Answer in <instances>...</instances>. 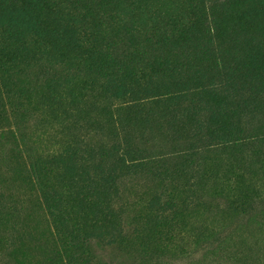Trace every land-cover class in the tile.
<instances>
[{
    "label": "rangeland",
    "instance_id": "rangeland-1",
    "mask_svg": "<svg viewBox=\"0 0 264 264\" xmlns=\"http://www.w3.org/2000/svg\"><path fill=\"white\" fill-rule=\"evenodd\" d=\"M226 1L212 34L207 0H0V264H264V0Z\"/></svg>",
    "mask_w": 264,
    "mask_h": 264
},
{
    "label": "trees",
    "instance_id": "trees-1",
    "mask_svg": "<svg viewBox=\"0 0 264 264\" xmlns=\"http://www.w3.org/2000/svg\"><path fill=\"white\" fill-rule=\"evenodd\" d=\"M207 2H208L207 13L203 15L201 14L200 19L202 16H205L207 18L210 17V20L207 21L208 22L207 28L209 27L210 33L213 34L214 32L213 21L214 19L217 18V14L221 13L220 12L221 10H225L224 8L228 5V1L219 3V4L212 2V0H207ZM201 39H202V34L199 33L198 42L190 43L187 41H182L181 43L182 44L181 49L184 48L187 50V60L189 61L191 59V62H194V64H190L191 66L204 65L207 67L209 64H212L213 62H215V58L213 57V54H214L213 49L207 46L206 44H204V42L210 45L211 43L208 42L207 40L203 41V39L202 40ZM168 45H171V47H174V43L171 44L169 42ZM171 47L167 49H170ZM199 56H201V58H199Z\"/></svg>",
    "mask_w": 264,
    "mask_h": 264
}]
</instances>
